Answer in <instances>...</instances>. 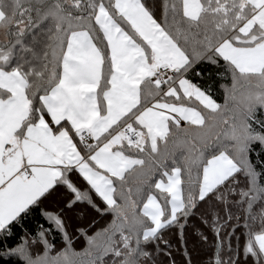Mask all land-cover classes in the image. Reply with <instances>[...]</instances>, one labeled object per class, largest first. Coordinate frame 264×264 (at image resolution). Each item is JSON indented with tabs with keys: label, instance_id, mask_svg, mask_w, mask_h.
<instances>
[{
	"label": "snow or ice",
	"instance_id": "1",
	"mask_svg": "<svg viewBox=\"0 0 264 264\" xmlns=\"http://www.w3.org/2000/svg\"><path fill=\"white\" fill-rule=\"evenodd\" d=\"M209 202L264 264V0H0V264H155Z\"/></svg>",
	"mask_w": 264,
	"mask_h": 264
},
{
	"label": "trees",
	"instance_id": "2",
	"mask_svg": "<svg viewBox=\"0 0 264 264\" xmlns=\"http://www.w3.org/2000/svg\"><path fill=\"white\" fill-rule=\"evenodd\" d=\"M160 0H155V3L159 4ZM158 11V9H157ZM204 74L202 73V76ZM214 76V70H213ZM197 82V81H194ZM200 83L210 84L211 93L213 98L220 104H224V90L220 88V83H229L230 77L225 81H218L215 78L212 80L204 81L199 80ZM85 216H74V219L70 221V224L90 222L93 218L96 220L95 227H103L111 220V214H106L101 217L93 210L84 207ZM213 211H219V208L213 205L212 202L199 206V210L194 209L193 214L189 216L187 223L185 224L183 239L181 238L180 230L178 228L168 229L164 233V239H166L171 245L170 248L164 249L161 252H154L153 260L155 264H171L174 260L175 264H186V260L190 257L191 264H214L215 252H216V238L210 225L204 224L202 221L205 218V214H211ZM43 223V221H41ZM258 227V224H257ZM223 231V230H222ZM200 233H203L208 237L207 241L200 238ZM235 240L233 245L235 246ZM243 245V237H241V252ZM83 246L82 241H75L74 247L79 250ZM161 248H164L161 245ZM185 250L188 252V257L184 255ZM170 251L171 257L165 255V252ZM243 260V256L240 257ZM249 264H251V258H249Z\"/></svg>",
	"mask_w": 264,
	"mask_h": 264
}]
</instances>
